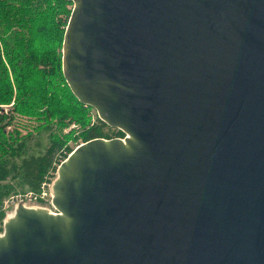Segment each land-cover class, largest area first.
Listing matches in <instances>:
<instances>
[{
    "label": "water",
    "instance_id": "95a60500",
    "mask_svg": "<svg viewBox=\"0 0 264 264\" xmlns=\"http://www.w3.org/2000/svg\"><path fill=\"white\" fill-rule=\"evenodd\" d=\"M62 71L121 139L18 205L0 264H264V0H72Z\"/></svg>",
    "mask_w": 264,
    "mask_h": 264
},
{
    "label": "trees",
    "instance_id": "16d2710c",
    "mask_svg": "<svg viewBox=\"0 0 264 264\" xmlns=\"http://www.w3.org/2000/svg\"><path fill=\"white\" fill-rule=\"evenodd\" d=\"M72 6L0 0V231L5 199L40 193L80 143L125 135L81 103L65 80L61 48Z\"/></svg>",
    "mask_w": 264,
    "mask_h": 264
},
{
    "label": "built area",
    "instance_id": "2783aa9c",
    "mask_svg": "<svg viewBox=\"0 0 264 264\" xmlns=\"http://www.w3.org/2000/svg\"><path fill=\"white\" fill-rule=\"evenodd\" d=\"M124 137H126V134L123 137H119V138L124 139ZM54 179L55 178H53L51 183H44L41 187L40 193L38 194L29 192L26 194H18L16 196H10L9 198H7L3 203V209L6 210V216L3 219V222L5 221L8 215L7 208L10 209L12 208L10 213L12 215L18 205H23L24 207H28V208H41L47 210L49 213L57 214L58 210L52 204V196H53L52 185Z\"/></svg>",
    "mask_w": 264,
    "mask_h": 264
},
{
    "label": "rangeland",
    "instance_id": "374dc122",
    "mask_svg": "<svg viewBox=\"0 0 264 264\" xmlns=\"http://www.w3.org/2000/svg\"><path fill=\"white\" fill-rule=\"evenodd\" d=\"M94 111H95V110H94ZM70 144H71L72 146H74L73 142H71ZM56 175H57V171H56V173H55V177H56ZM5 200H6V199H5ZM11 210H12V208H11V209H10V208H7V213H8L7 217L11 215V214H10V213H11ZM7 217H6V218H7ZM0 233L2 234V232H0Z\"/></svg>",
    "mask_w": 264,
    "mask_h": 264
}]
</instances>
